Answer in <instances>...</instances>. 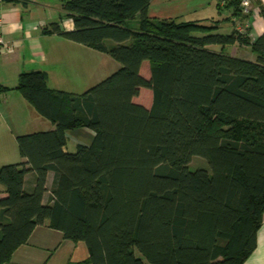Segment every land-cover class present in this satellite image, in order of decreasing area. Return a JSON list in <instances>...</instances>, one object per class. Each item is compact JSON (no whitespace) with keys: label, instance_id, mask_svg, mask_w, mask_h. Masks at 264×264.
Masks as SVG:
<instances>
[{"label":"trees","instance_id":"1","mask_svg":"<svg viewBox=\"0 0 264 264\" xmlns=\"http://www.w3.org/2000/svg\"><path fill=\"white\" fill-rule=\"evenodd\" d=\"M151 1L64 0L74 30L43 29L121 67L83 94L50 88L42 70L20 75L16 89L55 128L17 136L26 161L0 166V264L44 224L86 245L88 258L68 264H243L255 251L264 33L252 41L250 27L238 30L236 20L251 15L242 0L218 5L236 19L226 35L213 23L151 18ZM235 43L256 59L227 53ZM80 128L92 140L70 152L67 133ZM194 156L207 168L191 170Z\"/></svg>","mask_w":264,"mask_h":264},{"label":"crops","instance_id":"2","mask_svg":"<svg viewBox=\"0 0 264 264\" xmlns=\"http://www.w3.org/2000/svg\"><path fill=\"white\" fill-rule=\"evenodd\" d=\"M221 1L152 0L148 14L156 19L217 24L216 32L226 35L235 29V17L229 19L232 8L222 6L221 9L219 7ZM250 1L249 18L244 21L235 20L237 25L242 23L249 25V37L255 41L264 33V16L261 13L264 0ZM63 2L64 0H2L0 3L5 39L15 44L13 53L0 52V85L11 88L0 94V118L2 119H0V166L26 161L20 155L17 141V136L22 134L14 128L27 127L31 130L37 129L42 124L40 121L42 116L16 89L23 72L42 70L47 74L50 88L75 94L87 91L101 82L104 75H109L107 67L114 60L110 55L72 41L58 33L47 34L43 31L44 28L56 22L60 23L65 31L74 30L72 18L66 17L63 12ZM209 47L216 51L222 49L219 45ZM225 51L235 57L256 59V55L248 46L238 43L227 45ZM17 113L22 114V117H17ZM2 128H7L10 132L4 133ZM54 128L55 126L51 124L50 129ZM71 132L73 131L67 133L68 138ZM85 132L90 134L89 131ZM91 140H80L76 145L80 143L88 145ZM68 151L74 152V150ZM27 178L31 181L33 174H29ZM52 182L53 173H50L48 189L51 188ZM0 195L6 196L3 186L0 187ZM48 197L49 191L45 195V202ZM88 255L83 242L66 239L62 231L44 224L37 226L28 242L16 249L8 264H68L83 261L88 258ZM243 264H264V215L262 226L258 231L257 247Z\"/></svg>","mask_w":264,"mask_h":264},{"label":"rangeland","instance_id":"3","mask_svg":"<svg viewBox=\"0 0 264 264\" xmlns=\"http://www.w3.org/2000/svg\"><path fill=\"white\" fill-rule=\"evenodd\" d=\"M134 23L136 22H132V26H134ZM114 59V58H113ZM121 67V63L116 61L115 59L112 61V63L107 67L108 71L109 72L108 74L111 75L112 73L118 71ZM106 68V67H104ZM106 70H104L105 72ZM104 74H107V73H104ZM109 75H104V79L106 77H108ZM103 80V79H102ZM84 92L80 93V94H83ZM1 107V106H0ZM17 117L20 116L22 117L21 115L22 114H16ZM1 119V118H0ZM2 120V119H1ZM41 125H39L40 127H37V129H29L27 127H21L22 129H19V128H14L15 130L17 129L19 132L20 131V134H26V133H31V132H37V131H46V130H50V127H51V124L52 122L44 117L41 118ZM3 129V132L6 133V132H10L9 129L7 128H2ZM33 130V131H32ZM85 131H89L90 134H88L87 132ZM87 133V134H86ZM93 137V133L87 129V128H80V129H76V130H73V132H71L70 134V137L68 138L69 141H68V150H76L77 148V142L80 141V140H87V141H90ZM208 166V163H207V160L201 156H194L189 167L191 170H195V169H198V168H202V167H205L207 168ZM1 187V185H0ZM136 254L138 256H141V254L136 251Z\"/></svg>","mask_w":264,"mask_h":264},{"label":"built area","instance_id":"4","mask_svg":"<svg viewBox=\"0 0 264 264\" xmlns=\"http://www.w3.org/2000/svg\"><path fill=\"white\" fill-rule=\"evenodd\" d=\"M2 0H0L1 3ZM242 6L245 9L246 12H249L251 9V1L250 0H242ZM249 25L247 23H242L238 25V30L241 32H246V28H248ZM6 52V53H13L15 51V44L9 43L6 41L4 36V23L2 18V12L0 8V52Z\"/></svg>","mask_w":264,"mask_h":264}]
</instances>
